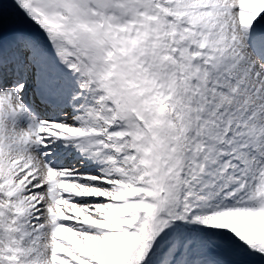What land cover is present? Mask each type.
<instances>
[{
	"label": "snow or ice",
	"instance_id": "6c2138e0",
	"mask_svg": "<svg viewBox=\"0 0 264 264\" xmlns=\"http://www.w3.org/2000/svg\"><path fill=\"white\" fill-rule=\"evenodd\" d=\"M0 264H264V0H0Z\"/></svg>",
	"mask_w": 264,
	"mask_h": 264
}]
</instances>
